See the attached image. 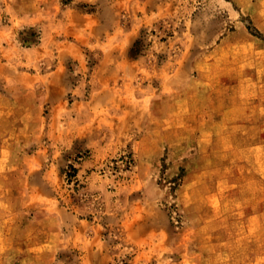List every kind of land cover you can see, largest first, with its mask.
<instances>
[{"label":"rangeland","instance_id":"1","mask_svg":"<svg viewBox=\"0 0 264 264\" xmlns=\"http://www.w3.org/2000/svg\"><path fill=\"white\" fill-rule=\"evenodd\" d=\"M0 264H264V0H0Z\"/></svg>","mask_w":264,"mask_h":264}]
</instances>
